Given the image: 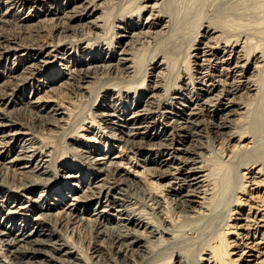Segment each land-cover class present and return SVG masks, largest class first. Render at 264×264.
Segmentation results:
<instances>
[{
    "label": "bare ground",
    "instance_id": "6f19581e",
    "mask_svg": "<svg viewBox=\"0 0 264 264\" xmlns=\"http://www.w3.org/2000/svg\"><path fill=\"white\" fill-rule=\"evenodd\" d=\"M50 1L57 0H0V79H3L0 83V131L3 132L0 135V158L5 155L8 158L9 153L15 151L16 142L22 138L21 150H19L16 157L6 162L9 166L5 165L6 163L0 164V166L2 165L0 168V187L2 188L5 185L13 188L5 190L4 195L0 197V202L6 205L10 201H14L6 212L3 213L0 210L2 213L0 217V246L5 245L9 253L17 260H21L22 264H34V261H24V257L34 258L39 256L40 253L48 254L49 251H46L45 246L56 252L63 251L65 254H72L74 250L79 255L76 258L82 259L84 264H158L157 261L160 260V257H158L159 254L156 252L155 247L161 250L164 246L166 247V245L176 241V239H180L179 234L183 232L193 236L196 234L194 239L197 241L196 249L199 252L196 264L204 262L202 253L208 250L212 254L214 264H232L229 259V248L233 246L232 242L235 241L226 242V239L224 240L232 226L229 225L227 233L223 232L219 234L220 236L217 235L216 240L215 235L207 237L209 229L200 220H208L210 216L212 218L213 216L216 217L218 213H222L224 210L226 212L224 219H231L229 222L236 220L234 225H238V220L233 217L235 213H233L234 211L230 205L234 202L238 204V208L243 206L241 198L237 195L234 196L235 190L242 192L246 191V187H248L246 186V183L249 182L247 179L248 173H242L241 170L246 169L260 178L264 177V159L261 158V154L256 153L262 147V145L260 146L261 142L262 144L264 142V133L260 135L262 130H260L261 120L264 117V21L261 22L263 26L256 22V24L250 26H247V24L245 27L235 23L232 24V21L228 23L229 20L227 19V22L226 18V21L223 19L221 21L215 17L201 18L197 16L201 19L199 21L194 19L196 21L194 25L192 24L193 31L190 32L192 33L189 39L190 42L187 40L190 45L186 50L184 63L182 64L188 67L181 69L186 76L181 77L180 73H175L173 76L175 79H179L180 84L170 87L172 73L176 72L174 71L175 62L169 60L166 52H163L165 56H160V52L153 55L147 60V68L153 65L150 68L152 71L147 73V69L146 71L143 70L144 75H148L151 81L146 92L149 93L150 91L148 100L145 99L144 104L138 105V110L134 111L130 117H125L126 105H124L123 100L135 90L139 91L145 87L146 77L142 83L141 79H137L140 73L138 65L143 62L141 58L143 52L148 47L156 46L159 41L173 33L176 23L173 14L168 9L171 1L116 0V7H111L108 10L113 12L117 10V6L122 7L124 5V8H121L124 11L125 5L126 7L133 6L132 9L125 12L134 14L133 11H137L139 17V21H136L133 25V27L137 25L139 31L122 35V39H129L127 43L124 42L122 51H115L112 47L113 49H109L111 52L110 60L101 58L103 63L84 69L64 66L66 70L64 75H66L67 81L63 84L62 91L56 93L58 97L54 104L41 105L34 104L32 101L25 103L21 96H23L26 89L37 90L35 89L36 82H39L40 77L48 72L49 67H55L54 64L57 59L66 61V56L70 58L71 54L68 53L69 46H71L70 38H73V41L78 40V38H74L75 36L70 37L71 34H68L69 31L76 29V25H72L71 21L78 20L80 22L90 17L103 5L100 2L101 0H78L79 2L76 5L70 6L71 1L68 0L63 9L62 18H45L38 21L34 19L39 16L32 11L24 12L29 3H47ZM108 1L112 0H103V2ZM152 1L155 3H151ZM2 6H6L4 11ZM142 11L144 13L149 12V15L143 18L141 16ZM102 12L105 21L97 25L101 22L99 21L100 16H97L93 21L101 32H105L109 29L107 22L111 13ZM253 13L255 15V12ZM133 14L120 16L121 14L116 12V16L113 17L117 22L128 23L130 21V23H133V20H130ZM32 21L34 23H30ZM159 27V30H155ZM73 34H80L78 36L83 37L81 39L83 42H91V30L86 32L73 31ZM120 37L118 36V38ZM129 53L133 56L127 57ZM59 55L63 56L60 57ZM115 55L124 56L118 58L117 63H112L111 60ZM158 58H163V60L159 61ZM58 65L63 64L59 63ZM259 68H262L261 72H257ZM157 69L159 71L155 73ZM163 70H166V75H164L163 72L165 71ZM91 78L103 80L108 85L106 89H108L107 95H111L110 103L106 105L104 110L106 113H103L101 117L105 129L116 128L123 133V136L118 137L117 134L109 132L112 137H115L113 138L114 141L120 143L121 149L119 154L113 157V160H111V155H108V150L103 155H94L98 149L103 150L104 148L89 146L88 151H81L82 154L78 155L88 161L89 168L87 170L91 171L93 179L86 190L81 188L83 195L76 192L70 198L66 193H63L64 188L62 189V186L69 182L75 184V179H78L79 176L72 173H65L63 176L57 170V173H54L51 164L42 170L44 162L47 161L44 160V156L48 154H45L39 146L34 144L35 136H33L30 129H37V132L41 133L42 131L65 128V125L69 123L67 118L70 117L66 118L63 111L60 112L63 107V93L65 91L74 93L84 89L86 87L84 82H90ZM190 85L193 87L194 85L198 86L196 89L198 92L191 93L189 91ZM133 88H135L134 91ZM183 90L188 92L185 94ZM188 93H191L190 97ZM134 94L136 93L134 92ZM246 97L249 99L243 100ZM41 99L43 100V96L38 97V100ZM17 100L21 103H18ZM118 102L121 104H117ZM13 103L14 105L10 108ZM126 103L129 102L126 101ZM130 105L135 106L134 103H130ZM40 110L46 111V114H39ZM223 111L225 113H222ZM58 113L61 116L55 117ZM215 117H218V119L214 120ZM21 118L23 119L21 120ZM95 122L101 126V123L95 119H92L90 126L92 127ZM101 129H98V132ZM152 130L153 132H151ZM30 135L32 137L28 138ZM79 137L83 136L79 135ZM104 137L107 136L104 135ZM235 138H238L239 151L229 149L226 146L231 139ZM249 139H251L249 142L253 143L252 146H249V142V144L243 143ZM108 145L109 139L104 146L105 149H108ZM141 154H147L146 162L149 160L154 161L157 166L148 168V172L138 177L137 182H132L128 177L129 171L122 164V159L126 158L134 161L135 157ZM49 155L51 156V150ZM251 155L256 157L251 158ZM118 157L119 160H114ZM35 160L37 161L36 165L31 170L23 171V173L32 174L39 172L33 178L20 177L15 173V169H12L21 161H28L27 164L22 166V169H26ZM199 163L200 165H198ZM232 163L236 164L234 166L237 167L236 171L241 179L240 183L233 188L231 194L230 192L228 194L227 189L230 185L229 181L225 179L229 180V178L222 175L221 170L230 167ZM255 169L257 170L254 171ZM47 171H52L50 172L51 178L40 176V173ZM206 171L208 172L205 173ZM147 175L158 180L168 179L162 187L165 191L167 190V194L175 195L172 199L174 202L171 201L176 206L174 207L175 210L178 211V215H174L179 220L178 222L175 220L177 223L174 222L170 213L172 205L168 207L165 200L166 196L164 197L163 193L162 195L159 194L161 189L159 191H157L159 188L154 189L153 182L150 181ZM5 180L7 182L4 183ZM204 182H207V184H204ZM258 182L262 184L264 179ZM37 187H41L45 194H39L36 198H30L27 195L26 198L29 204L16 205V201H20L19 195L23 196V193L30 190L34 192ZM50 193H58L62 199L65 197L71 199L70 202L64 205L62 215L50 217L55 219L48 220L47 215L53 216V214L45 213L42 210L43 208H40L42 213L37 214L32 219L28 218L22 221V224L17 222V218L31 213L34 207H39L47 201ZM200 193L203 196H200ZM140 194L142 197L139 196ZM198 197L202 198L203 201L199 202ZM82 198H85L84 212L91 211L90 202H97L90 217L75 215V212L80 213L81 211L78 205ZM230 198H232L231 202ZM141 199L142 201L144 199V201L142 202ZM146 200L151 210L160 218L158 222L154 221L156 219L152 221L151 217L149 219L148 214L137 216L136 213L141 211L140 203L144 204ZM197 202L204 208L203 211H195L193 203ZM1 203L0 208L3 207ZM116 204L121 207L116 208ZM111 210H117L120 217L115 225H106L110 220V215H113L110 213ZM145 210L147 211V208ZM191 211L196 212V215H192ZM133 215H136V218ZM73 220H79L81 223L88 222L85 224L92 228L97 237L98 248L94 249L89 256L79 253L78 244L75 245V242L73 244L70 241L72 239H68L67 235L66 237L64 235L65 239L63 235L53 236L58 232L56 227L61 226V224L69 225ZM163 222H167V225ZM213 222L217 223L215 220ZM220 222L217 224L220 225ZM227 223L224 221L221 224L222 227H220L225 228ZM15 226L18 228H15ZM31 227L33 229L29 230ZM46 227L52 232L49 238L34 237V228L39 229L37 232L39 236L40 231H43ZM165 235L168 236L165 237ZM212 241H217L219 245L213 246V244H210ZM143 242L145 245L141 247ZM135 246L138 251L134 248ZM176 253L179 257V264H191L187 254L183 252ZM0 257L2 256L0 255ZM52 258L56 257L52 256ZM56 259L65 260L62 258ZM36 262L37 264H43L41 260H36ZM0 264L3 263L0 262Z\"/></svg>",
    "mask_w": 264,
    "mask_h": 264
},
{
    "label": "rangeland",
    "instance_id": "374dc122",
    "mask_svg": "<svg viewBox=\"0 0 264 264\" xmlns=\"http://www.w3.org/2000/svg\"><path fill=\"white\" fill-rule=\"evenodd\" d=\"M67 1L68 0H57V1H50L47 3H45V2L44 3L43 2H37L36 4L29 3L24 12L28 13L29 11H32L34 14L39 16V17L34 19L36 21H38L39 19H45V18L46 19L55 18V17H57V18L61 17L62 18L63 17L62 12L64 11L63 9L65 8ZM70 1H71L70 6L76 5V3L79 2L78 0H76V1L70 0ZM170 1H171L172 6L169 4L170 2L168 1L169 7L168 6L167 7L170 10V12L173 14V19L175 18L174 22L176 23L174 25V30L172 31L173 33H171L167 38H164L163 40L159 41L157 43L158 45L156 44V46H154V47H148V49H145V51L143 52L142 57H141L143 62L140 65H138V69H139L140 73H139L137 79H141V83H142L144 78L146 77V80L144 83L145 87H144V89L139 90V91H136L135 88H133L132 90L133 91L135 90L134 92L136 94H134V92H132L131 95L127 96L123 100L124 105H126L125 117H130L134 113V111L138 110V105L144 104L146 102L145 99L148 100V97L150 95V91H149V93H146V92L148 90L147 87H148V85H150L151 81H150V77H148V75H144L143 70L146 71V69H147V73L152 71V69H150V68L153 65L148 67L149 68V70H148V68H147V62L148 61L147 60H149L153 55L160 52V54H161L160 56H165L163 52H166L167 55L169 56V60H171L172 62H175L174 71H176V72L172 73V78L170 80V87L171 86L174 87L177 84H180V81H178L179 79H175L173 76V75H175V73H180L181 77L186 76L184 71H181V69L182 68L186 69L188 67V66L185 67V65H182V64L184 63V56H185L186 50H188V47L190 45L189 39L191 38V35H192V33H190V32L193 31L192 28H193V25H194L196 20L199 21L202 17H211V18L215 17V18L220 19L221 21L225 20V18H226V20L227 19L229 20V22L227 20L228 23H231V21H232V24L235 23L238 25H243L245 27L247 24H248L247 26H250V25L256 24V22L260 26H263V24L261 22L264 21V0H260V1L259 0H253V1L252 0H170ZM100 2L103 3V5H101L102 7H99V10H97L96 13L93 14L92 16L87 17L80 22L78 20L71 21L72 25H76L75 26L76 29L73 30L75 32H83V31L86 32L88 30H91V34H92V39L90 40L91 42L90 43L88 41L83 42V41H81V39L83 37L78 36L80 34L74 35L73 31H69L68 34H71L70 37L75 36L74 38H78V40L75 39V41H73L74 40L73 38H70V41L71 42L73 41L74 43L70 42L72 47L69 46L68 53L71 54L70 58L71 57H73V58L70 59V58H67V56H66V61L57 59L56 60L57 62L55 64L53 63L55 65V67H49L48 72L43 77L42 76L40 77L39 80L41 82L40 81L36 82L35 89H37V90L30 89V88L26 89L23 96H21V99L25 103L32 101V102H34V104H41V105H43V104H54V101L56 102V99L58 97V95L56 93H60L62 91L63 84L65 83V81H67L66 75H64V72L66 71L64 69V66H69L70 68L71 67L72 68L78 67L79 69H84L86 67H91L93 65L103 63L101 61L102 60L101 58H103V60L104 59L110 60L111 52L109 49H113L112 47H114L115 51L121 52L122 51L121 49L123 48L122 46L124 45V42L127 43L129 40V39H122V35H125L126 33L139 31V27H136L137 25L133 27L134 23L136 21H139V17L137 16V14H138L137 11H133L134 14L125 12L128 9H132L133 6H130L131 7L130 8L129 6L126 7V5H125L124 11L121 10V8L124 5L122 7L117 6L116 9L118 11L114 10L113 12H111L108 9H111V7H116V5H117L116 0H112V1H108V2H103V0H101ZM203 2H207V3L209 2V3L207 4V3H203ZM240 2H241V4H240ZM249 2H251V3H249ZM151 3H155V2L152 1ZM33 5H35L36 7H34ZM192 5L194 6V10H193ZM257 7H259L260 9L258 8L259 9L258 10ZM2 9L4 11L6 9V6H2ZM177 9H179V10H177ZM186 9H188V10H186ZM190 9H192V10H190ZM249 10L251 13L249 12ZM102 11L107 12V13H111L110 18L107 22L109 25V29H107L108 27L106 26L107 28L105 27V30L107 29V31H105V32H101L100 28L96 27V25L93 21L96 19L97 16H100L99 21H101V22L97 23V25L102 24L103 23L102 21H105L104 16H103L104 13ZM229 11L231 12V14ZM114 12H115V14H114ZM116 12L120 13L121 14L120 16L133 14L131 17L132 19H130V20H133L132 21L133 23H130V21H128V23H126V22L122 23L120 21L117 22V20L114 19V17L116 16ZM190 12H192V13H190ZM227 12H228V14H227ZM253 12H255V15ZM123 13H126V14H123ZM141 14L140 15L143 18H146L149 15V12L144 13L142 11ZM250 14H252L254 16L252 17V15H250ZM240 15H241V17H240ZM248 15H249V17H248ZM197 16H200L201 18H199ZM223 16H225V17L222 18ZM179 17H180V19H179ZM192 17H194V18H192ZM257 17L260 19H258ZM194 19H196V20H194ZM243 19H245L246 21ZM256 19H258V20L255 21ZM180 20L181 21L183 20V21L181 22ZM115 21H116V23H115ZM241 21L242 22L244 21V22L242 23ZM30 23H34V21H32ZM78 23H80V24L77 25ZM128 24H129V26H128ZM184 24H185V26H184ZM186 28L189 29L190 31L187 30ZM159 29H160V27L158 29H155V30H159ZM182 33H183V35H182ZM188 34H189V36H188ZM96 35H98V36H96ZM76 36H78V37H76ZM118 36H121V37L118 38ZM185 36H187V37L185 38ZM112 37L114 38L113 40H112ZM181 42H182V44H181ZM263 42H264V40H263ZM162 43H164V44H162ZM127 55H128L127 57L133 56L130 53ZM59 56L61 57L63 55H59ZM123 56L124 55H115L114 58L111 60V62L117 63L118 58L123 57ZM180 56H181V59H180ZM158 60L162 61L163 58H158ZM59 63H62L63 65H58ZM128 63L131 64L132 62H128ZM123 66H126V65H123ZM163 67H165V66H163ZM158 71H159V69H157L155 71V73H157ZM163 71H165L163 73H164V75H166L167 74L166 70H163ZM261 71H262V68H259L257 70V72H261ZM249 75H250V73H249ZM164 77H165V79H167L166 76H164ZM2 81H3V79H0V83ZM84 85H86V87L84 89L75 91L74 93H71V92L67 93V91H65V93H63V100H62L63 107L60 110V112L63 111V115L66 118L70 117V118H67L69 123H67V125H65V128L64 127H63V129H55L54 128L55 130L42 131L41 133L37 132L38 131L37 129H34V128L30 129L33 136H35V138L33 137L34 138V144L36 146H39L40 149L43 150V152L45 154H48L47 156L44 154L45 155L44 160H47V161L44 162V168H42V170L46 169L45 167L47 165L50 166V164H51V166H53V172L54 173L58 172L59 174L61 173V175H63V176L65 175V173L66 174L72 173L74 175L79 176L78 177L79 180L75 179L74 183L76 185L69 182V183L62 186V189L64 188L63 193H66V195L70 196V198L76 192H79V195H81V194L83 195V191H81V188L86 190L87 186L92 183L91 180L93 179V177L91 176V171L87 170L89 168L88 161L82 157H79L78 154H82L81 151H84V152L88 151L89 146L100 147V148H104V149L103 150L98 149V151H96V153H94V155H97V156L103 155L108 150V152H109L108 155H111V157H112L111 160H113V157H115L116 155L119 154L121 147L119 146L120 143L118 141H114L113 138H115V137H112L109 132H111V133L113 132V133L117 134L118 137L123 136V133L121 131L117 130L116 128L105 129V124H103V121H102L101 116L103 113H106L104 110H105L106 105L110 103V98H111V95H107L108 89H106V86H108V85L105 84V81L91 78L90 82H84ZM192 85L189 86V91H191V93L194 94V92H198V90H196L198 86L194 85V87H193ZM191 89H193V90H191ZM183 91L185 94L188 92L186 90H183ZM215 92H217V91H215ZM81 93H82V95H81ZM191 93H188L189 97H190ZM41 96H43V100L42 99L38 100V97H41ZM195 97H196V95H195ZM248 99L246 97V99H243V100H248ZM144 100H145V102H144ZM126 101L129 103H126ZM17 102L21 103V101H18V100H17ZM130 103H134L135 106L130 105ZM117 104H121V103L118 102ZM13 105H14V103L10 105V108H12ZM132 108H134V109H132ZM225 111H227V110H225ZM225 111H223L222 113H225ZM41 113L46 114V111L40 110L39 114H41ZM65 113H67V115H65ZM68 115H70V116H68ZM58 116H61V115L58 113V115H56L55 117H58ZM23 118H21V120ZM216 118L218 119V117H215L213 119L216 120ZM92 119H95L98 122H100L101 126L98 125L99 123L97 124V122H95L94 125L91 127L90 123L92 122ZM261 124H262V126H261L260 130L261 129L262 130L260 131V135H261V133L262 134L264 133V131H263L264 130V117H263V120H261ZM101 128H103V129H101ZM77 129L78 130L80 129V130L78 131ZM98 129H101V130H99L100 132H98ZM24 131H26V130L24 129ZM76 131L78 133H80L79 134L80 136H83V137H79V135ZM6 132H8V131H6ZM151 132H153V130ZM2 133L3 132L0 131V135H2ZM104 135L107 137H104ZM21 137H23V136H21ZM30 137H32V136L31 135L28 136V138H30ZM20 139L22 140V138H20ZM108 139H109L108 149H105L104 146H105L106 142L108 141ZM21 140L16 142L15 148H14L15 151H11L9 153L10 156L8 158H6V155L3 158H0V164L6 163L8 160L16 157V155L19 153V150H21V147H20V144H22ZM153 140H155V139H153ZM250 140L251 139H249L243 143H248ZM252 145H253V143L249 144V146H252ZM261 145H262V147H260L258 152H256V153L261 154V156H262L261 158L264 159V142H263V144L261 142L260 146ZM226 146H228L229 149L239 151L240 148H239L238 138L231 139L229 141V143L226 144ZM50 150H51V156L49 155ZM206 154H208V153H206ZM146 157H147V154H144V155L141 154V155H138L137 157H135L134 161H132L130 159H126V158L122 159V164L129 171L128 177L132 182H137L138 177H141L143 174H146V172H148V170H147L148 168H152V167L157 166L156 164H154V161L149 160L148 162H146V160H145ZM255 157L256 156H254V157L252 156L251 158H255ZM36 160L32 164H29V167L26 169H22V166L24 164H27L28 161H21V163L17 164L16 166H13L12 169H15V173L20 177H24L27 179L33 178V176L35 174H38L39 172H34L32 174V173H28V172L23 173V171L31 170L36 165L35 164L37 162ZM114 160H119V157L114 159ZM5 165L9 166V164H7V163ZM198 165H200V163ZM234 165H236V164L232 163L230 167L229 166L225 167V169H223L224 168V166H223L222 169L224 171L221 170V174L228 176L227 178H229V180L225 179V180L229 181V185H230V187L228 186V189H227L228 194H229V192L231 194V192L233 191V188H235V186L238 185V183H240V179H241V176L239 177L238 172L236 171L237 167H235ZM1 167H2V165L0 166V168ZM64 167H68V168H64ZM70 169H72V170H70ZM56 170H57V172H56ZM256 170L257 169H255L254 171H256ZM241 171H242V173H244V172L248 173L247 179L249 182L246 181V182H248V183H246V186H248V187H246V189H247L246 191H242V192L235 190L236 193H234V196L237 195L239 198H241L243 206H242V208H241V206L238 208V204H236L234 202H233V204L230 205L234 211L233 213H235L233 215V217H235L238 220L237 221L238 225H234V223H236L235 222L236 220L234 222L233 221L229 222V220H231V219H229V220L227 219L228 221L224 219L225 215H226V212L224 210L222 213L221 212L218 213V216H216V217L213 216V218L210 216L209 219L207 218L208 220L202 219V220H200V222L203 221L201 223L205 226L207 225L206 227L209 229V233L211 232L210 234L207 233V237L208 236L213 237L215 235L216 240L218 238L217 235H219L220 233H223V232L227 233V229L229 228V225L232 226V228L227 233L226 237H224V240L226 239V242H230V241L236 242V243L232 242L233 246H230V248H229L230 249V258L229 259L232 262V264H264V183L261 184L258 182L261 180L263 181L264 177L260 178L255 173L248 172L249 170H246V169H242ZM50 172H52V171L40 173L41 174L40 176H42L43 178H51L52 175H50ZM81 172H83V174H81ZM207 172L208 171H206L205 173H207ZM147 176L150 178V181L153 182L152 185H153V187H155L154 189L159 188L158 190L156 189L157 191H159L161 189L160 191H162V192L159 191V194L162 195V193H163V196L164 197L166 196L165 200L168 204V207H170L172 205L170 208H171L172 212L175 211L174 212L175 214L174 213L172 214L171 211H170V213H171L172 219L174 220V222H176L175 220H177V219L175 216L178 215L177 214L178 211L175 210L174 207H176V206L173 205L174 201L172 200L175 197V195L174 194H167V190L165 191V189L162 187L163 184L167 183L168 179L158 180L155 177H151L150 175H147ZM62 180L65 181L64 179H62ZM5 182H7V181L5 180L4 183ZM160 183H161V185H160ZM204 184H207V182H204ZM203 187L205 188V186H203ZM40 188L41 187H37L36 189H34L35 190L34 192L32 190L25 192L22 194L23 196L19 195L20 201H16V205L24 204V203L29 204L28 199L26 198L27 195L30 198L31 197L36 198L37 196H39V194H42V193L45 194V192L42 191V188L41 189ZM9 189H13V188L11 186L7 187L5 185L2 188L0 187V197H2L4 195L3 193L5 192V190H9ZM69 189H71L73 191H70ZM228 194H226V195H228ZM139 196L142 197L141 194ZM200 196H203V194L200 193ZM70 198L65 197L62 199L59 197L58 193H50V195H48L47 201H45L44 203L39 205V207L38 206L34 207L33 211L31 213H28L27 215H22V217H19L16 220H17V222H19V224H22L23 223L22 221H24L28 218L32 219V217L36 216L37 214L42 213V210L45 213L53 214V216L47 215L48 220L55 219V218H50V217H56V216L62 215V209H63L65 204H67L68 202L71 201ZM56 199H58L59 201H57ZM197 199L199 202L203 201L202 198H200V197H198ZM141 201H142V199H141ZM143 201H144V199H143ZM169 201H171L172 203ZM231 201H232V198H230V202ZM142 202L140 203L141 206L138 204L140 206L141 211H138L136 213L137 216H140L142 214L143 215L148 214L147 216L149 217V219L151 217L152 221L154 219H156L154 221L158 222L160 220V218H158V215H156V213H154L151 210V208L149 207V204L147 203V200L144 202V204ZM13 203H14V201H10L6 205L1 203V205H3V207L1 206V208H0L1 212L4 213L8 209H10V206ZM169 203H171V204H169ZM84 204H85V198H82V201L78 205V207L81 211H80V213L75 212V215H79L81 217L82 216L83 217H90V215L94 212L93 208L95 207L97 202H93V203L90 202L91 211H89V212L83 211ZM142 204L145 206H143ZM193 206H194L193 208L195 209V211H203V209H204L201 207V205L198 204V202L193 203ZM120 207L121 206L116 204V208H120ZM40 208H43V209L41 210ZM142 208L144 210L147 208V211L146 210L144 211ZM1 212H0V217L2 215ZM142 212H144V213H142ZM110 213L113 215H110L111 216L110 220H108V223L106 225H110V224L115 225L117 223V221L119 220L120 215L118 214L117 210H111ZM153 214H155L156 216H154ZM191 214L195 216L196 212L191 211ZM134 217L136 218V215ZM243 218H247V219H243ZM30 219H29V221H30ZM214 220L217 221V223L222 221V222H220L221 224L224 221L228 222V223L226 224L225 228L223 227L224 228L223 229V228H221L222 227L221 224L219 225V224L213 222ZM245 220H247L248 222ZM178 221L179 220H177V222ZM106 222H107V220H106ZM72 223L69 225L61 224V226L56 227V231H58V232H56V234L53 236L58 237L59 235H63V238H64V235H65V237L67 235L68 239H72L70 241L73 244H74V242H75V245L78 244L77 248L79 250V253H81L85 256H89L90 253L94 249L98 248V246H97L98 240H97L95 233L92 231V228L90 226L86 225L88 222H85L86 223L85 224V223H81V221H79V220H77V221L73 220ZM212 223H214V224H212ZM74 224H76V225H74ZM163 224L167 225V222H165V223L163 222ZM45 225H48V224H45ZM66 226H68L69 229L67 227L66 230H64V228ZM15 228H18V227L15 226ZM32 229H33V227H31L29 230H32ZM34 230H35V236L34 237H38L40 239L49 238L50 235L52 234V232L49 230L48 227H46L43 231L41 230L40 231L41 234L39 236L37 233L39 231V229L34 228ZM63 230H64V232H63ZM72 231H73V233H72ZM188 234L189 233L181 232L179 234L180 239L179 238H178L179 240L176 239V241L172 242L173 244L171 243V244L166 245V247L164 246L161 249L162 251L158 247H155L157 249L156 252H158V254H159L158 257H160V260L157 261V263L158 264H179L178 263L179 257L177 256L178 254L176 252H183V253L188 255L189 262L191 264H194V263L196 264V262H197L196 259L198 258V255H199V252L196 249V245H197L196 242L197 241L194 239V236H196V234L194 236L189 234V237H188ZM167 236L168 235H165V237H167ZM76 241H77V243H76ZM141 244H142L141 247H143L145 245L144 242ZM210 244H213V246L219 245V243L217 241H212V242H210ZM134 248L138 251L136 246ZM45 249H46V251L47 250L49 251V252L47 251L48 254H41L40 253V255L37 257H34V258L24 257L23 260L24 261H26V260L27 261L28 260L34 261V264H37L36 260L37 261L38 260L43 261V264H75L78 262L81 264H84L82 259L81 260L77 259L79 257V255L76 254V252L74 250L72 251V254H68V253L65 254V253H63V251L62 252H56V251L50 249V247H48V246H45ZM0 255L2 256V257H0V262L3 264H22L21 260H17V258L13 257L9 253V251L7 250L5 245L0 246ZM52 256H54L56 258H62L65 260L52 258ZM169 256H172V257L170 258ZM202 257L204 259V262L201 264H214L212 254L210 253L209 250L203 252ZM38 264H40V263H38ZM145 264H148V263H145ZM149 264H152V263H149ZM221 264H223V263H221Z\"/></svg>",
    "mask_w": 264,
    "mask_h": 264
}]
</instances>
